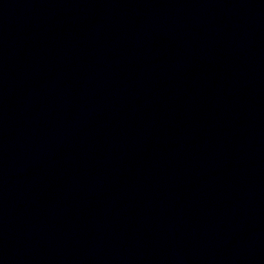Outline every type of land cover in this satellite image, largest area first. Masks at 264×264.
Wrapping results in <instances>:
<instances>
[{
    "label": "water",
    "instance_id": "95a60500",
    "mask_svg": "<svg viewBox=\"0 0 264 264\" xmlns=\"http://www.w3.org/2000/svg\"><path fill=\"white\" fill-rule=\"evenodd\" d=\"M131 127L234 264H264V0H0Z\"/></svg>",
    "mask_w": 264,
    "mask_h": 264
}]
</instances>
